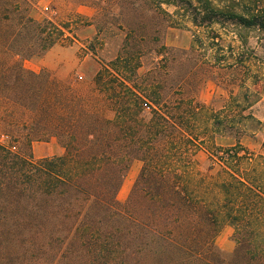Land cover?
I'll list each match as a JSON object with an SVG mask.
<instances>
[{
  "label": "trees",
  "instance_id": "1",
  "mask_svg": "<svg viewBox=\"0 0 264 264\" xmlns=\"http://www.w3.org/2000/svg\"><path fill=\"white\" fill-rule=\"evenodd\" d=\"M37 1L0 0V264H264V155L239 139L264 125L246 113L259 95L241 104L233 79L217 80L220 108L196 96L216 71L244 68L249 38L264 39V0H120L123 41L84 91L23 68L77 41L76 23L35 19ZM187 23L188 48L160 42L163 24ZM50 139L63 153L35 159L32 143ZM223 226L227 256L214 243Z\"/></svg>",
  "mask_w": 264,
  "mask_h": 264
},
{
  "label": "rangeland",
  "instance_id": "2",
  "mask_svg": "<svg viewBox=\"0 0 264 264\" xmlns=\"http://www.w3.org/2000/svg\"><path fill=\"white\" fill-rule=\"evenodd\" d=\"M119 1L120 0H38L32 9V16L35 19H52L55 21L70 20L77 24L74 30L77 41L74 45L68 47L55 46L45 55L39 58H33L22 61L24 69L32 72L48 70L56 79L69 81L77 90L84 91L90 85V82L99 69V60L107 62L112 59L124 38V33L119 31L116 26L119 24ZM172 9H169L171 12ZM177 17H174L176 21ZM174 22V21H173ZM175 23V22H174ZM162 25L160 42L166 46L177 48H188L192 40V27L190 24L183 26ZM97 27H102L103 32L98 39H103L102 49L97 48V41L94 40ZM91 45L96 48V57H93L86 48ZM238 45V43H235ZM82 49L85 50L82 51ZM245 50V51H244ZM244 68L237 72H229L225 69L216 71L214 79H206L197 92V99L204 105L220 108L229 98L226 84L235 79V83L244 82V87L237 88L232 86L234 92L239 93L241 104L246 105L249 99H244V94L256 92L259 100L253 102L251 110L253 116L259 122H264V39L260 36H252L248 40L247 47L243 49ZM216 79V80H215ZM219 80V82L217 81ZM252 94V93H251ZM256 97V96H255ZM254 97V98H255ZM252 98V99H254ZM255 101V100H251ZM251 129H260L255 133H247L241 136L240 143L250 152L264 155V125L258 126L256 123H249ZM1 142L2 138H0ZM54 142V143H53ZM218 144H233L231 137H222L217 139ZM59 143L55 139L47 142L37 141L32 143L31 153L35 159L53 157L60 155L62 151ZM63 152V151H62ZM196 167L202 173H208V158L205 152L197 151L193 155ZM141 163L134 161L122 179L117 199L124 202L136 179ZM214 173V171H212ZM119 197V192L121 191ZM231 229L223 226L215 238L216 248L225 256L229 255L234 248L231 238Z\"/></svg>",
  "mask_w": 264,
  "mask_h": 264
},
{
  "label": "crops",
  "instance_id": "3",
  "mask_svg": "<svg viewBox=\"0 0 264 264\" xmlns=\"http://www.w3.org/2000/svg\"><path fill=\"white\" fill-rule=\"evenodd\" d=\"M54 143V142H53ZM60 145V144H59ZM61 148V150L63 151V148L61 147V145L59 146ZM60 152V155L63 153V152ZM229 227V226H228ZM231 229V227H229ZM231 232H232V229H231Z\"/></svg>",
  "mask_w": 264,
  "mask_h": 264
}]
</instances>
